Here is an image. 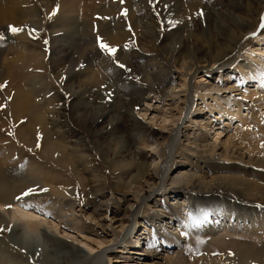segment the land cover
Masks as SVG:
<instances>
[{
  "label": "rangeland",
  "instance_id": "1",
  "mask_svg": "<svg viewBox=\"0 0 264 264\" xmlns=\"http://www.w3.org/2000/svg\"><path fill=\"white\" fill-rule=\"evenodd\" d=\"M0 1L23 18L15 27L24 32L9 33L12 19L0 25V221L11 227L0 230L2 259L20 240L58 264L101 254V264H264V231L215 220L209 209L224 199L245 206L231 185L210 180L229 173L218 166L264 161V0H134L136 32L118 10L124 0H48L49 11L47 0ZM104 9L125 34L112 55L94 31L108 24L95 26ZM196 58L205 63L183 70ZM34 112L44 134L29 123ZM46 145L59 148L58 159ZM180 171L203 178L187 181L207 193L194 191L192 211L200 220L207 213L218 240L203 226L191 233ZM69 203L79 224L70 222L73 238L63 240L59 216ZM27 223L35 236L23 234ZM165 232L176 234L171 244L155 243ZM142 243L158 247L143 255ZM71 248L78 251L62 258Z\"/></svg>",
  "mask_w": 264,
  "mask_h": 264
},
{
  "label": "bare ground",
  "instance_id": "2",
  "mask_svg": "<svg viewBox=\"0 0 264 264\" xmlns=\"http://www.w3.org/2000/svg\"><path fill=\"white\" fill-rule=\"evenodd\" d=\"M102 1H104V0H102ZM138 1L141 2L143 0H138ZM75 2H77V1H75ZM124 2H125V5H123L122 8L120 6L118 10L122 11L121 13H125V15H126L125 16L126 24H127L128 28H129V30H134L136 32L137 30H139L142 27V23L135 19L134 15H133V12L130 10L132 8L130 5H131L132 2H134V0H124ZM118 4H121V0H119ZM49 7H50V4H48V0H47L45 2V11H49V9H50ZM29 13L34 14V11L31 9V11H29ZM104 13L107 14V15H103ZM104 13H102V15H100V18H99V16L96 18V19L99 18L100 21L95 26L100 25L102 23V20H105V19L108 20V24L105 25L104 27L102 25L99 26V29H96L97 27H95L94 31L95 32L97 31L96 34L98 35V37L100 39H102L104 44L108 45L111 48H114L117 43H122L123 42L125 34H124V32H122V29L114 27L115 23L113 24V18L111 17L113 15V13L112 14H110L111 12L107 13V10H105ZM18 16L19 15H17V16L16 15L15 16L14 15L13 16L9 15V10L5 9L4 3L2 1H0V25H2L5 21H7V19H12V22L8 21V22H5V23H7L9 26L15 27V25L18 23V20H22L23 19L21 16H19V17ZM243 24L244 23H242V25ZM254 24L255 23L252 24V27L254 26ZM139 26H141V27H139ZM87 28L89 29V26ZM90 30L91 29H89V32H90ZM23 33L24 32L21 30L17 34H14V35L16 37H22ZM245 34H246V32L244 33L243 29H241L239 31V35L235 39H233V38L230 39V40H232L231 44L228 45V47L225 46V48H221V50H223V51L220 54H218V55L219 56L224 55L223 57L226 56L225 55L226 53H228V55H229L231 53L230 52L231 51L230 48L231 47H233V48L235 47L234 44H235L236 40L242 38ZM227 48H229V49H227ZM223 57H221V58H223ZM215 62H216V60L213 61L212 63H215ZM201 63H205V60L204 61H200L198 58H196V61H195V63L192 66L189 65V63L188 64L187 63H183V64H181V67L186 72H191L193 70V66L195 64H201ZM261 85H263V84H261ZM204 89L206 90V88H204ZM208 93H209V91H208ZM195 95H196V93H195ZM259 95L260 94H256V95L255 94H251L248 97L251 98L252 100H256L257 101V98L258 97L260 98ZM260 99L262 100V97ZM129 103L132 106H136V104H134L131 101H128V105H130ZM42 119H43L42 116L38 112L31 113V115L29 117V123L34 128H36V131H37L38 135H41V134L45 133L44 129H42V127H43ZM58 149L55 148V147H52V146L48 147L46 145L44 150L49 156L58 159L59 158L58 154L62 153ZM212 152H214V151H212ZM240 158L242 159V157H240ZM211 162L212 161L207 162L209 164V166H210V164H212ZM217 164H222V163H216V165ZM190 165L192 167H195V168H198V167L200 168L199 164H196V163H191ZM209 166H207V167L209 168ZM249 166H251V167H249ZM218 167H220V168L222 167L223 169H226L225 172L228 171L229 173L213 175L210 178V180L214 181V182H219V184H223V185H225V184L226 185H231L232 188H234L233 189L234 190V194L240 200L243 201V204L245 206H243V205L231 206V207H230V205L229 206H225L224 203H227L226 201H224L225 199L224 200H219V202H220L219 205L214 206V208H212V207L209 208V209H213L211 212L216 217L215 220L217 219V217L229 218V219L232 218L235 221L234 226H236V227L248 228V229L250 228L254 232H256V231H264V180L262 179V178H264V173L258 172V174H262L263 175L262 178L256 176V172H257L256 168H260V169L264 170V161H256V160H252V159L248 158L247 160H245L244 163L242 162L241 165H238V166L222 165V166H218ZM181 171L178 172V174H179L180 177L182 176L183 180H185L184 184H185L186 188H184L183 191L185 192L184 194L188 198V205H189L188 209L190 210L189 214L192 217L191 220L193 221V220L196 219V221H198L197 223H193L192 225H190L191 233H192V230H195V229L199 230L198 232L202 231V229H198V228L200 226H203V230L205 231V232L204 231L203 232L206 233L208 236H210L211 240H215V239L218 240L216 237L212 236L211 233H210L211 230H213V229H212V227L210 225L211 224L210 220H208V215L206 216V218L200 220L199 218H195V216H197V214L195 215L193 213V211H192V208L195 210V208H194L195 205L194 204L197 203V200H194V198H195L194 196L196 195L194 193V191H196L197 193H201V190H202V193H205V194H207V193L204 192L203 187H201V186L198 187L197 185H193V184H191V182H202L201 180H203V178L202 177H197L195 179L192 178V180H190L191 176H188L186 174V172H181ZM194 176H197V175H194ZM8 179H10V177H8ZM6 180H7V178H6ZM187 181H191V182L187 183ZM163 187L164 186H160L159 188L161 189ZM161 196L165 197V194L162 193ZM225 197L227 199L231 198V196H229V195H225ZM164 199H166V198H164ZM14 207H16V206H14ZM68 207H69L68 208L69 210L67 212L69 214H65L63 216H59L60 219H65L66 220V224H64V225H67V226H65L66 228L63 229V235H64L63 238H62L63 240L72 237L70 230L73 229V228L71 226H69L70 222H74V223L79 224V222H75L77 220L75 218H72V216H71L72 215V207H71L70 203L68 204ZM168 215L172 216V215H175V213L172 211V214L171 215L168 214ZM177 222H179V221L177 220ZM141 227L144 228L145 226L141 225ZM10 228L11 227L9 225L4 224L3 221H0V230L2 229V231H7ZM25 229H26V231H23L24 235H34L35 236L36 235L35 231L37 230V225H34L32 223H27ZM145 230H147V229H145ZM160 230L162 232H164L165 228L162 227V228H160ZM149 233H150V231H148L146 233H143V234H145V236L147 234V236H148ZM171 234H173V236L170 237V235L167 234L166 232H165V234L162 233V234H160L161 240L156 238L154 241H155V243L159 242L161 244L163 243L164 245L168 246L169 244H171L169 240L173 241L172 237H174V235H176L174 233H171ZM158 235H159L158 232L155 230L154 231V235L152 237H150V238L148 237V238L152 240V238L154 239ZM123 238H124V236H123ZM123 238L122 237L120 238V236H117L116 240L120 241ZM113 242H114V240H113ZM11 243H12V245L10 246V248L12 249L11 254L8 253L6 255V259H2L0 257V264H29L28 263V259L32 260L31 262H33L34 264H58L57 262H55V260H50V259H46V258L44 260L40 259V257H38L39 255L32 251L30 243L27 244V246H26V244L22 243L20 240L17 241V242H15V241L12 242L11 241ZM142 244H143L142 245V249H144L143 255H149V254L155 252L156 251L155 248L158 247V246L154 247V244H151V245L150 244L147 245V244H144V243H142ZM77 251H78L77 249L71 248L70 250H65L63 252L61 251L59 253L61 254L62 258L67 259V258H72ZM129 252H131V251L128 250L127 253H129ZM15 253L16 254L20 253V254L16 256ZM21 254L24 255L25 257L28 256V258L27 257L24 258L23 256H21ZM15 256H16L17 259H13ZM102 256H103V254L97 255V256H95L93 258L92 257L88 258L87 260L84 259V260L87 262V264H101L102 263V261H101L102 260V258H101ZM70 264H75V263H70ZM213 264H216V262H214Z\"/></svg>",
  "mask_w": 264,
  "mask_h": 264
},
{
  "label": "snow or ice",
  "instance_id": "3",
  "mask_svg": "<svg viewBox=\"0 0 264 264\" xmlns=\"http://www.w3.org/2000/svg\"><path fill=\"white\" fill-rule=\"evenodd\" d=\"M55 11H56V9H53V12H52L53 15L55 14ZM200 15L202 16V13H200ZM262 19H264V18H262ZM261 26L264 27V23H262ZM19 31H21V29H18V28L13 27V26H9V32H10L11 34H13V35H14V34H17ZM0 38H2V37H0ZM97 44H98L99 48L101 49V51L105 52V53L108 54V55H112V54L115 53V51H116L115 48H111V47H109L108 45L102 43V42L99 40V38L97 39ZM118 67L123 68L124 66L118 64ZM261 147H264V144H262ZM44 191H46V190H44ZM29 194H31V190H29V191L23 193L22 195H23V196H26V195H29ZM18 199H19V197H18ZM201 215H202L204 218H206L207 213H201ZM189 219H192V217L190 216ZM197 222H198V221L193 220V223H197Z\"/></svg>",
  "mask_w": 264,
  "mask_h": 264
}]
</instances>
